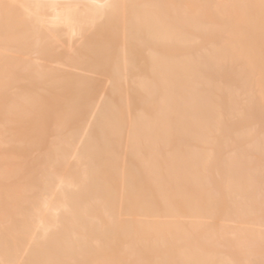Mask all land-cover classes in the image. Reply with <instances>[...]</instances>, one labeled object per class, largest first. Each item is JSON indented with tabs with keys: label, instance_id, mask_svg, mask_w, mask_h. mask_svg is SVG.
<instances>
[{
	"label": "bare ground",
	"instance_id": "obj_1",
	"mask_svg": "<svg viewBox=\"0 0 264 264\" xmlns=\"http://www.w3.org/2000/svg\"><path fill=\"white\" fill-rule=\"evenodd\" d=\"M0 264H264V0H0Z\"/></svg>",
	"mask_w": 264,
	"mask_h": 264
}]
</instances>
